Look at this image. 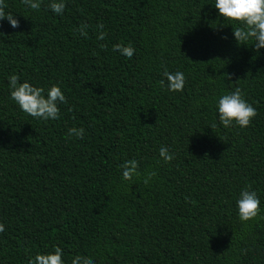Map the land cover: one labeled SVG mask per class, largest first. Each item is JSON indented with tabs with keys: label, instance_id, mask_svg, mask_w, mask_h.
<instances>
[{
	"label": "trees",
	"instance_id": "trees-1",
	"mask_svg": "<svg viewBox=\"0 0 264 264\" xmlns=\"http://www.w3.org/2000/svg\"><path fill=\"white\" fill-rule=\"evenodd\" d=\"M51 2L5 0L19 27H0V264L56 246L64 264H264V48L239 45L240 25L215 0H64L63 15ZM165 68L184 73L182 92L168 90ZM13 74L45 95L58 85L59 119L23 112ZM237 87L258 115L224 128L218 100ZM132 159L140 176L124 180ZM248 185L261 213L245 223L237 200Z\"/></svg>",
	"mask_w": 264,
	"mask_h": 264
},
{
	"label": "clouds",
	"instance_id": "clouds-1",
	"mask_svg": "<svg viewBox=\"0 0 264 264\" xmlns=\"http://www.w3.org/2000/svg\"><path fill=\"white\" fill-rule=\"evenodd\" d=\"M22 3L32 10L38 11L41 8L42 0H22ZM214 7L219 10V14L225 20L237 22L240 26L233 27V34L239 45H247L249 40H254V48L257 52L264 48V0H215ZM7 4L5 0H0V27L3 21L7 19L13 28L19 27V20L10 12L6 13ZM49 8L57 15H63L66 3L64 0H52ZM87 24H82L79 28L81 35H87ZM100 29L99 40L105 39L107 33L103 30L104 25L98 24ZM104 47V45H101ZM114 50L119 51L122 55L131 59L135 49L129 44L124 46L116 44ZM164 77L167 80V88L171 92H182L186 83V77L183 72H169L165 68ZM164 86L165 81L159 82ZM9 86L11 89V99L15 101L18 107L27 115L36 119L56 120L60 117L59 104H66L67 99L64 92L58 85H53L47 91L42 87H35L29 82L20 83V77L13 74L9 77ZM219 121L224 128L238 125L241 128H247L251 125L252 120L258 115L257 109L249 104L245 99L242 90L237 87L235 91L222 95L218 100ZM158 122V120H157ZM216 125L211 126L215 129ZM85 134L83 128L69 129L68 136H75L82 139ZM160 157L164 162L170 163L175 157L169 153L167 147H162L159 151ZM123 169L122 176L124 180H132L134 176L139 177V162L135 159L128 160L121 165ZM151 172L144 179L147 185L151 178L155 176ZM251 185H248L241 191L237 200L239 219L242 222H248L260 216V199L256 191H252ZM264 219V217H261ZM5 231V226L0 223V233ZM29 264H64L63 250L56 246L54 252L48 254H37L29 260ZM72 264H94L90 257L77 256L72 260Z\"/></svg>",
	"mask_w": 264,
	"mask_h": 264
}]
</instances>
